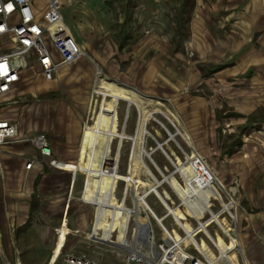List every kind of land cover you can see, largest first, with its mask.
Returning a JSON list of instances; mask_svg holds the SVG:
<instances>
[{"label":"rangeland","instance_id":"rangeland-1","mask_svg":"<svg viewBox=\"0 0 264 264\" xmlns=\"http://www.w3.org/2000/svg\"><path fill=\"white\" fill-rule=\"evenodd\" d=\"M44 1L36 0L41 8H44ZM193 1L187 0L180 5L183 0H77L68 10V17L78 29L75 34L76 41L84 43L89 48V53L99 52L101 57L103 56L104 61L100 65L105 73L135 86L146 94L159 97L164 102V105L152 103L147 106L149 111L157 109L153 110L147 119L148 133L143 138L144 147L151 152V158L145 156L151 171L161 178L160 170L165 173L175 170L168 154L174 158V151L184 160L185 155L195 147L211 169L216 171L225 185L226 192L234 187L232 199L237 203L236 207H239L238 226H243L248 219L249 208L255 207L258 195L256 192L264 196V116L260 118L262 122L257 124L259 126L254 122L249 123V133L241 135L240 129L235 127L242 123L243 119L224 115V111L240 112V106L246 105L242 97L251 94L258 97L259 101L250 102L247 104L248 110L244 111H264V17L253 20L250 13L255 8L252 5L246 6L247 3L250 5V0H196V4ZM230 10L234 13L228 18L226 14ZM261 12L264 15V8ZM240 20L248 22L252 27L249 34L251 41L243 48L237 46L239 27L245 24L242 21L240 24ZM120 27H124V31L117 34ZM196 27L199 32L210 31L211 41L220 38L226 40L228 45L219 47L217 44L211 51H206L204 56L196 52L193 46L186 48L185 40H192L197 36ZM250 44L256 48L257 53L263 55L257 65L247 64L241 59L242 52L246 51ZM9 46L7 43L6 47ZM174 47H178L180 51L172 52ZM118 63L119 69L116 66ZM86 65H83L82 69L86 74L66 84L64 90L59 83L55 84V88L51 90L55 96L45 94L32 97L25 94L16 97L14 103L0 108V116L3 113L5 115L11 108L14 110L11 109L10 114L18 115L20 107L25 105L29 112H26L24 118L25 122L29 123L35 118L33 104L37 98L55 99V105L51 108L53 111L50 110L48 114L49 121L41 120L39 123H46L51 128L47 137L57 147L56 155L74 160L80 128L85 120L91 122L92 116L89 96L95 69L91 64V69H87ZM218 66L223 68L219 69ZM204 72L207 73L206 76H202ZM15 90L16 87L11 92L13 97L17 92ZM93 98L98 100V106L101 96L94 95ZM165 100H170V103ZM125 109L126 102L120 100L117 106L120 127L124 126L127 134H134L139 115L138 107L130 105L127 119ZM172 110L179 114L180 121L172 117ZM72 124L75 129L68 127ZM183 126L189 131L192 141L181 136ZM239 139L241 143L234 145L237 160L222 153L229 144ZM158 143H161V146H158ZM117 144L118 140L114 139L112 154ZM131 148L132 140L124 139L120 146V172H124L127 167ZM175 176L180 179L178 173H175ZM74 177L76 184L73 195L77 197L83 188L84 176L77 173ZM1 183L0 180V188ZM123 185L122 181L117 184L118 197L122 195ZM163 188L168 191L170 201L180 204L178 196L168 184L162 183L158 189L163 191ZM251 190L256 196L250 195ZM1 191L0 189V208L6 202L11 204L14 201L10 195L4 197ZM38 198L37 195L31 196L26 224L16 227L12 216L5 215L8 233L0 224L2 246L12 263L15 255L12 252L14 244L20 252L21 257L19 255L18 258L21 264H35L36 258L44 256L45 251L49 250L45 227L59 226L62 213H48L47 216L43 215L45 219L37 217L43 214ZM223 198L227 202V195H223ZM147 200L158 214L162 212L164 206L153 193L147 196ZM126 204H132L130 197H126ZM220 206L219 201L214 200L212 207ZM87 207L88 223L91 224L93 207ZM167 221H170V218ZM152 224L156 226L154 220ZM70 238L72 236H69L68 240ZM75 240L71 239L69 244ZM77 241L73 249L81 251L84 245ZM101 247L97 249L102 252L101 256L90 252L93 258L97 257L104 262H119L111 251H105ZM234 257L239 264H243L238 255ZM262 262L264 264V260Z\"/></svg>","mask_w":264,"mask_h":264},{"label":"bare ground","instance_id":"bare-ground-1","mask_svg":"<svg viewBox=\"0 0 264 264\" xmlns=\"http://www.w3.org/2000/svg\"><path fill=\"white\" fill-rule=\"evenodd\" d=\"M71 37L74 38L72 33ZM74 44L83 55L88 56L86 49L79 42L75 41ZM94 95L101 96L98 106V100L93 98ZM120 100L126 102L125 119L129 115L131 104L138 107L139 115L134 134H127L124 126L120 127L117 111ZM89 102L90 113H92L91 122L85 120L80 128L75 159L61 163V165L65 169L78 171L84 176L83 188L78 198L91 205L93 209L96 208L95 225L100 230L101 236L108 239L111 230L117 229L116 241L122 240L124 229L131 218L145 225L149 221L147 213L152 207L147 196L153 193L164 207H169L168 211L177 221L181 219L178 222L185 231L189 232L188 236L183 237L175 227L170 231L163 228L162 236H170L176 240L183 239L187 243V240H194L191 236L198 231L207 232L209 225L214 222L221 231L215 229L211 232L210 229L211 236L208 235L218 247L221 256H216L213 248L203 237L198 241V247L206 252L211 260L217 261L216 264H238L234 255H231L235 251H240L244 263L247 264L248 261L243 254L242 243L238 235L239 215L231 210L237 206L235 200L232 199L235 189L233 187L226 192L225 185L217 176L216 171L211 169L195 147L185 155L184 160L174 151H172L174 158L168 154L175 170L168 173L160 170L161 178L157 177L148 167L145 156L151 158V152L144 147L143 138L148 133L147 119L152 115L153 110L157 109L149 111L147 106L152 103L164 105L162 99L146 94L135 86L108 75L99 65H96ZM165 102L170 103V100H165ZM171 115L180 121L176 110H172ZM182 132L180 131V134L184 139L192 141L189 131L184 126ZM170 135L175 136V134ZM126 138L132 140V148L127 167L124 172H120L118 170L120 146ZM114 139L118 140V144L112 154ZM158 146H161V143H158ZM175 173H178L180 179L175 176ZM120 181L124 185L122 195L118 197L116 187ZM162 183L172 188L180 204L170 201L171 197L167 190L158 189ZM223 195H227L228 202L224 201ZM126 197H130L132 203L130 206L126 204ZM213 199H217L221 205L217 211L211 210L214 205ZM207 209L210 216L200 221ZM186 213L193 214L200 223L193 226L186 217ZM70 231L66 221L62 227L57 228L53 251L46 264L54 263L64 236ZM85 233L89 235L88 231ZM225 235H228V240L224 238Z\"/></svg>","mask_w":264,"mask_h":264},{"label":"crops","instance_id":"crops-1","mask_svg":"<svg viewBox=\"0 0 264 264\" xmlns=\"http://www.w3.org/2000/svg\"><path fill=\"white\" fill-rule=\"evenodd\" d=\"M61 5V11L63 18L70 30V32L74 35L77 34V28L73 21L68 17V10L74 6V3H77V0H59ZM184 2H181V4L185 3L187 0H183ZM106 2V1H105ZM111 2V1H107ZM196 0L193 1V3ZM250 5L248 3L246 6H253L255 9L253 12L250 13V15L253 17V20H257L259 18H263L264 15L261 12L264 8V0H250ZM104 3V2H103ZM72 12V10H71ZM234 13L233 10H230L227 12V17H231ZM198 16V15H197ZM226 19V18H225ZM241 21L245 24H242ZM240 24H242V27L240 29L239 35V41L237 46L239 48H243L244 45L248 44V41L250 42L251 39L249 38L250 29H252L251 25L248 24V22L240 20ZM258 24H256L257 26ZM122 26V25H121ZM124 31V27H120L117 34H120ZM197 36L193 37L192 40H185L184 46L186 48H189L191 46L194 47V50L198 52L200 55L204 56L206 51H211L213 46H216L218 44L219 47H226L228 43L226 40L223 39H217L216 43L215 41H211V32L210 31H203L199 32L196 27V33ZM208 37V38H207ZM77 40V38L75 37ZM234 39V37H233ZM232 39V41H233ZM197 42V43H196ZM83 48L86 49V55H82L79 57L76 61L69 63L67 65H64L61 67L55 77L52 79H46L41 74L37 73L38 65L37 63L33 62L31 66H29L27 69L23 70L21 73L20 80L16 83V90L15 92V99L16 97L28 94L32 97H37L38 95H47L51 94V96H55L54 93L51 92L52 89L55 88V84L59 83L60 87L64 90L65 85L68 83H71L74 79L81 78V75L86 74V72L82 69H84L83 65H86L87 69H91V65H93V69H95L96 65H99L102 68V62L104 61L103 56L101 57V54L99 52H88L89 48L82 42H79ZM236 46V43H234ZM236 46V48H237ZM122 47V46H121ZM217 48V47H216ZM218 49V48H217ZM251 44L249 48L242 52L241 59L243 62H247V64L250 65H257L258 62L261 61L263 58V55H260L256 52ZM172 52L177 53L180 51L178 47H174L171 49ZM88 60V61H86ZM88 66V67H87ZM116 66L119 69V63L116 64ZM207 67H211L210 65H207ZM219 69H222L223 67H219ZM29 74V76H28ZM207 73H203L202 76H206ZM13 94V95H14ZM254 95V94H253ZM251 95H246L242 97L243 102L246 103V105L242 104L240 106L241 109L240 112L233 111L231 113H228L227 110H225L224 115H233L237 116L243 119L242 123L237 125L235 128L240 129L241 135H246L249 133L247 130V125L249 123H255L261 124L262 117L264 116L263 112L253 113L251 111L250 113H246L244 110H248L247 104H250V102H257L259 101L258 97H255ZM37 101L33 104L35 107L33 110L34 120L32 122H25L24 115H26V112L28 113L29 109H26L25 105H22L19 109V114L15 113L10 114L11 108L5 115L4 113L2 116L4 117H13L17 119L19 130L20 132L32 134V133H41L46 137V140L48 141L50 147H51V154L46 157L45 161L43 163H34L30 169L24 168L25 163V157L29 156L31 154L35 153V147L34 145L30 143H13L6 145L3 148V151L0 153V180H1V194L6 196H11L13 198V203L11 204H4L3 207L0 208V224H2L5 232H7V223L4 219L7 216H12V221H15L16 227L23 226L27 223L29 218V212L31 207V196H38V202L39 207H42V213L38 215L37 217L40 219H45V216L50 214H58L62 213V216L59 217V223L65 219L68 227L70 228L69 234L66 236L65 241V248L73 249L75 246V242H79L83 244V249L81 251H86L89 255L94 257L90 252L98 254V247L94 246H87L85 242H83V234L85 231L89 229L90 223H88V208L85 202L80 200L77 197H74V189H75V177L78 171H73L69 169H65L61 163H64L68 160L72 159H63L56 155L57 147L52 144L47 137V133L50 132L51 128L48 127L45 124H40L39 121L41 120H48V114L50 113L51 108L55 105V99H50V97L46 98H37ZM253 105V104H252ZM12 107V106H11ZM53 111V110H52ZM28 115V114H27ZM257 115V116H256ZM261 118V119H260ZM264 121V119H263ZM257 125V126H259ZM69 128L75 129V125H68ZM231 134V133H230ZM239 138V137H238ZM239 142V143H238ZM241 143L240 139L239 141H236L235 143H231L227 146V148L222 150V153L226 156H229L230 158L235 159V144L239 145ZM235 145V146H234ZM68 147V146H67ZM237 158V157H236ZM233 160V159H232ZM237 160V159H235ZM239 161V160H238ZM76 173V174H75ZM81 174V173H80ZM82 191V190H81ZM80 191V192H81ZM257 195L256 204L253 205L255 207H250V213L248 214V219H246L245 224H241V226H238V235L242 243L243 248V254L248 261L247 264H263L262 260H264V196L260 195L259 192ZM256 193H254L253 190L250 191L251 196H256ZM37 201H35V205L37 204ZM33 204V203H32ZM5 208V209H4ZM57 224V225H58ZM1 227V226H0ZM58 226H46L45 227V236L47 237V243H48V252L45 251L44 256L37 257L35 260V264H46L51 251L53 249V244L55 240L56 235V228ZM0 232L2 233V229L0 228ZM8 233V232H7ZM72 236L68 240V237ZM50 237V238H48ZM76 240H75V239ZM73 239L74 242L69 244V241ZM32 250V249H31ZM75 250V249H74ZM18 251V250H17ZM20 255V252H17V258ZM27 254L24 256L26 257ZM97 256V255H96ZM21 257V255H20ZM23 257V255H22ZM97 258V257H96ZM19 260V258H18ZM20 262V260H19ZM21 263V262H20ZM56 264H64L62 261H58Z\"/></svg>","mask_w":264,"mask_h":264},{"label":"built area","instance_id":"built-area-1","mask_svg":"<svg viewBox=\"0 0 264 264\" xmlns=\"http://www.w3.org/2000/svg\"><path fill=\"white\" fill-rule=\"evenodd\" d=\"M75 41L63 18L59 0H45L44 8L38 6L36 0H0V108L15 102L11 92L20 80L22 71L33 62L38 65V74L46 79H52L61 67L81 57L83 54L75 46ZM7 43L10 44L9 47H6ZM13 143L34 145L35 153L25 157L24 168L27 170L35 162L43 163L51 154V147L43 134L20 132L17 119L0 116V153L6 145ZM219 208L212 207L211 210L217 211ZM168 209L169 207H162V212L158 214L153 207L149 208L150 211L147 213L149 221L145 225L137 223L133 218L129 219L124 229L123 239L116 241L117 229L111 230L108 239L101 236L100 230L95 225L97 217L96 208H94L93 219L88 229L89 235L83 234V242L87 246L96 248L103 246L101 248L111 251L119 262H104L93 258L86 251L64 249L66 236L69 234L66 233L53 264L58 261L64 264H216L217 261L211 260V257L198 247V241L203 237L213 248L216 256H221L218 247L210 237L215 229L221 231L216 223L209 225L208 233L198 231L192 235L194 240H187V243L183 239L164 237L162 236L163 228L170 231L174 227L181 236L189 235V232L185 231L178 222L181 219L177 221ZM238 209L239 207H234L231 210L237 213ZM209 216L210 212L207 209L200 221ZM186 217L193 226L200 223L193 214L186 213ZM169 218L170 221H167ZM152 220L156 226L152 224ZM64 222L65 219L58 227H62ZM94 228H96L95 231ZM1 237L0 232V264H21L14 244L12 248L15 254L14 263L9 260L2 246ZM224 238L228 240V235ZM98 255H102L100 250ZM231 255H238L242 263L246 264L240 251H235Z\"/></svg>","mask_w":264,"mask_h":264},{"label":"snow or ice","instance_id":"snow-or-ice-1","mask_svg":"<svg viewBox=\"0 0 264 264\" xmlns=\"http://www.w3.org/2000/svg\"><path fill=\"white\" fill-rule=\"evenodd\" d=\"M8 7H9V9H11V5H9Z\"/></svg>","mask_w":264,"mask_h":264},{"label":"water","instance_id":"water-1","mask_svg":"<svg viewBox=\"0 0 264 264\" xmlns=\"http://www.w3.org/2000/svg\"><path fill=\"white\" fill-rule=\"evenodd\" d=\"M129 106V105H128Z\"/></svg>","mask_w":264,"mask_h":264}]
</instances>
